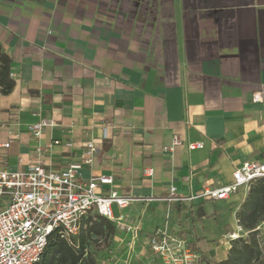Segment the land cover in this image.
<instances>
[{
    "label": "crops",
    "instance_id": "crops-1",
    "mask_svg": "<svg viewBox=\"0 0 264 264\" xmlns=\"http://www.w3.org/2000/svg\"><path fill=\"white\" fill-rule=\"evenodd\" d=\"M0 44L12 81L0 94L4 166L80 162L81 180L111 176L98 191L133 197L112 213L138 227L136 239L119 226L112 238L142 260L156 230L197 264L225 258L230 242L215 241L208 220L223 236L242 231L248 188L181 197L223 186L244 161L264 162V0H0ZM40 118L52 125L35 138L27 125ZM91 139L97 151L84 163ZM195 141L203 147L189 150ZM170 186L178 199L167 201Z\"/></svg>",
    "mask_w": 264,
    "mask_h": 264
},
{
    "label": "built area",
    "instance_id": "built-area-1",
    "mask_svg": "<svg viewBox=\"0 0 264 264\" xmlns=\"http://www.w3.org/2000/svg\"><path fill=\"white\" fill-rule=\"evenodd\" d=\"M253 99L257 100L256 96ZM50 125V120L40 118L29 123L27 130L38 138L42 129ZM59 142L57 139L53 144ZM10 143L11 140H0V264H38L47 238L53 231L74 244L81 220L90 212L108 218L115 226L129 232L132 239L138 237L136 225L123 224L120 222L121 215L115 217L112 213L113 204L122 209L135 199L112 188L98 191L101 186L112 184L111 176L96 175L86 181L81 180L78 177L80 162H71L63 169L54 170L37 161L25 170H11L2 164L1 156L2 150L7 149ZM179 143L180 138L175 135L167 149L172 150ZM202 147V141L187 144L189 150ZM85 151L87 157L83 162L89 163L97 151L92 139L86 142ZM144 174L150 176L152 169L144 168ZM258 179L264 181V162L244 161L232 171L228 183L218 188H205L196 195L181 199L223 200L241 188H248L252 181ZM174 193L175 187L170 186L165 200L178 199ZM239 236V232L235 231L228 234L230 240ZM145 246L162 264L194 262V255L187 246L165 231H154L147 237ZM98 264L108 263L103 259Z\"/></svg>",
    "mask_w": 264,
    "mask_h": 264
},
{
    "label": "trees",
    "instance_id": "trees-1",
    "mask_svg": "<svg viewBox=\"0 0 264 264\" xmlns=\"http://www.w3.org/2000/svg\"><path fill=\"white\" fill-rule=\"evenodd\" d=\"M10 59L0 44V87L7 92L12 87L8 77ZM238 225L246 232L230 240L225 258L214 264H264V246L259 239L257 226L264 220V181H252L246 196L236 213ZM115 233V224L106 217L90 212L81 220L80 230L70 244L53 231L38 264H98L89 251V242L110 239ZM162 264V263H161ZM196 264V263H192Z\"/></svg>",
    "mask_w": 264,
    "mask_h": 264
},
{
    "label": "rangeland",
    "instance_id": "rangeland-1",
    "mask_svg": "<svg viewBox=\"0 0 264 264\" xmlns=\"http://www.w3.org/2000/svg\"><path fill=\"white\" fill-rule=\"evenodd\" d=\"M230 212H227L224 216V222L229 223L231 227L234 226L233 221L229 219L228 221V215ZM213 224V226L211 225ZM208 225L210 229L208 228V231L210 235H213L215 241H219L220 239H225V241H229L230 239L228 237V234L223 236V233L225 232L224 229L215 227L213 219L208 220ZM258 234L259 239L261 241L262 246H264V222H260L258 225ZM239 235L246 238V232L245 231H239ZM128 242V240H127ZM224 242V241H223ZM223 242L220 243V245L223 244ZM117 245H115V241L113 238L105 239L99 243L97 242H89V251L91 254L99 261V260H105L108 264H161L162 262L159 260V258H156L155 256L150 257H143L145 260H142V258L132 255V251L126 250L124 248H119ZM187 248L190 250V252H193L188 246ZM118 249V250H117ZM217 252L219 255L216 257L222 256L221 248H217ZM193 263L197 264V260L200 259V256H197L196 254H193Z\"/></svg>",
    "mask_w": 264,
    "mask_h": 264
}]
</instances>
